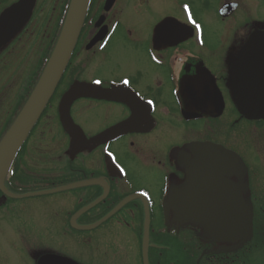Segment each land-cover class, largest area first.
Returning a JSON list of instances; mask_svg holds the SVG:
<instances>
[{
  "label": "flooded vegetation",
  "instance_id": "1",
  "mask_svg": "<svg viewBox=\"0 0 264 264\" xmlns=\"http://www.w3.org/2000/svg\"><path fill=\"white\" fill-rule=\"evenodd\" d=\"M20 1L0 0V17ZM73 4L36 0L26 25L0 49L1 63L4 55L19 54L24 39L31 40L28 52L38 54L42 47V55L50 48L34 91L76 16ZM81 12L65 71L19 150V179L3 184L18 196L71 189L18 199L0 189L2 218L14 212L16 202L33 199V211L43 208L49 225L30 228H56L69 240L58 244L64 252L40 248L30 259L99 264L74 258L70 238L91 246L99 229L122 227L135 240L136 264H145V248L147 264H264V119L240 111L242 75L235 67L255 32L264 33V0H86ZM164 21L169 25L156 32ZM77 85L86 91L70 107L79 129L75 151L59 107ZM33 158L35 165L28 164ZM191 173L197 200L206 191L231 194L233 186L237 199L252 207L251 239L215 240L202 226L174 221L188 214L173 208L171 197L183 199ZM26 185L35 189L26 192ZM28 211L23 216L19 210L20 242L21 228H29L23 223ZM43 241L53 244L51 238Z\"/></svg>",
  "mask_w": 264,
  "mask_h": 264
},
{
  "label": "water",
  "instance_id": "2",
  "mask_svg": "<svg viewBox=\"0 0 264 264\" xmlns=\"http://www.w3.org/2000/svg\"><path fill=\"white\" fill-rule=\"evenodd\" d=\"M36 0H21L12 8L5 11L0 17V49L10 42L26 25L32 15ZM86 0H74L73 12H77L73 18L72 29L62 36L59 43L60 49L56 51L55 61H51L40 84L38 85L33 96L27 103L24 111L16 120L6 137L0 144V174L6 168V164H11L19 150L25 143L27 137L32 132L34 126L40 119L47 107L58 83L61 79L68 60L73 51L74 43L79 32L82 21V6ZM85 8V6H84ZM81 12V17H80ZM79 13V14H78ZM12 19V21H10ZM170 21H164L160 24L156 32L161 28L169 25ZM250 58H253L251 61ZM54 60V59H53ZM241 78L242 93L239 96L238 106L240 111L248 118L264 119V33L255 32L253 37L239 55L238 62L235 65ZM86 89L83 85H78L70 92L64 95L59 107L61 122L65 131L72 138V150H77L80 146L78 127L74 126L70 117V107L72 102L85 95ZM200 149L205 152L214 153L215 149L202 145ZM8 165V166H9ZM220 166H222L220 164ZM224 183V182H223ZM195 179L191 173L190 182L183 199L177 203V195H172L171 204L173 208L182 209L188 214L175 216L174 221L182 224L192 223L207 229L208 234L215 240L246 241L251 239L253 231V211L252 207L247 206L242 200L237 199L235 190L231 186L232 193L215 195L210 194L201 196L200 200L193 195ZM226 187H230L226 185ZM0 189L14 199L25 197H37L64 192L71 187H61L54 190L27 193L22 196L11 195L6 192L2 181ZM176 194V193H175ZM179 205V207H178ZM198 205V206H197ZM197 206V207H196ZM105 218L102 222H105ZM168 220V218H167ZM101 222V223H102ZM149 226V218H147ZM96 227V226H95ZM77 230H92L93 228H75ZM148 231L146 228L145 242L148 241ZM146 252V248H145ZM147 264V255L144 256ZM56 264H68L59 262Z\"/></svg>",
  "mask_w": 264,
  "mask_h": 264
},
{
  "label": "rangeland",
  "instance_id": "3",
  "mask_svg": "<svg viewBox=\"0 0 264 264\" xmlns=\"http://www.w3.org/2000/svg\"><path fill=\"white\" fill-rule=\"evenodd\" d=\"M41 22L42 17L40 15V17H38L37 23ZM209 28L213 29L212 26ZM217 28H219V26H215V29ZM21 43L22 44L19 48V54L14 53L12 55H4L3 61L0 63V135L3 133L2 129L5 122L10 118V114L13 113V109L17 104L18 98L22 92H24L23 90L25 89V86L33 78V74L37 68V62L41 57L42 47H40L38 54H36L35 52L27 51V47L29 44H31V40L24 39ZM18 64L19 68L16 67ZM20 115L21 113L15 119L13 124ZM12 126L9 127L7 132L12 128ZM32 153L33 157H36V153H34V151H32ZM35 163L36 161L33 158L28 164L35 165ZM11 164L9 165V168L5 170L2 176V184H4L11 176ZM32 186L26 185V192L35 189L31 188ZM62 200L59 199L57 202L62 204ZM37 203L38 202L33 199L26 200L21 203L18 201L15 203V210L13 213L10 215L6 214V217L3 218V214L0 216V264H31L32 262H35L36 264V261H32L30 257L33 254H37L41 250L40 248H60L59 251H63V247H60L58 244L69 242V240L66 238L64 241L63 237L65 236L63 234H61L63 236L62 237L55 232L56 228H30V226L34 223H38L40 225L46 224V226L49 225L47 213L43 210V208H40L39 211H33L34 207L37 206ZM22 209L23 216L24 210L29 209V211L26 213L27 216L25 220H23V223L28 224L29 228H21L23 235L21 236L22 242H20L19 210L21 211ZM93 232L94 231H87L86 233ZM49 233H53V235ZM94 235H96L97 241L91 246L81 245L80 243L73 240L74 237L73 239L72 237L70 238L71 253L74 258L79 259V257L83 256L87 257V259L91 260V262H95V260L102 261L99 262V264L137 263L135 240L126 228H101ZM44 238H51L53 244L48 246L46 243H44ZM145 254L146 252L144 255ZM256 263L258 264V261H256Z\"/></svg>",
  "mask_w": 264,
  "mask_h": 264
},
{
  "label": "trees",
  "instance_id": "4",
  "mask_svg": "<svg viewBox=\"0 0 264 264\" xmlns=\"http://www.w3.org/2000/svg\"><path fill=\"white\" fill-rule=\"evenodd\" d=\"M52 52L50 48L46 50V53L42 54L40 57L38 70L34 74L33 78L30 80V82L25 86V89L23 90L22 94L19 97V101L16 104V107L14 109V113L11 116L10 120L7 123V126L5 127V131L9 128L10 124L12 126L15 119L18 117V115L22 112L26 104L28 103L30 97L32 96L34 89L36 87V84L40 80L47 64L49 61V58L51 56ZM14 118V119H13ZM5 134L4 132L0 135V142L3 140ZM12 181H16V179H19V153L17 154L15 160L12 163V170H11V176Z\"/></svg>",
  "mask_w": 264,
  "mask_h": 264
},
{
  "label": "bare ground",
  "instance_id": "5",
  "mask_svg": "<svg viewBox=\"0 0 264 264\" xmlns=\"http://www.w3.org/2000/svg\"><path fill=\"white\" fill-rule=\"evenodd\" d=\"M75 16V15H74ZM73 16L69 19V21H68V23H67V25L65 26V28L63 29V32H62V36H64V37H66V34L70 31V28H72V23H73ZM59 49H60V45H58V47H57V49H56V51H59ZM72 54V53H71ZM57 57V55H56V52H55V54H54V56H53V58H52V60L51 61H55V59H56V57ZM54 59V60H53ZM50 61V62H51ZM24 111V109L22 110V112ZM21 112V113H22ZM71 117V116H70ZM72 123H73V125L74 126H76L75 124H74V122L72 121ZM77 127V126H76ZM0 144H1V142H0ZM19 153V152H18ZM9 164H6V168H4L3 170H2V173L0 174V183H1V179H2V176H3V174H4V172H5V170H7L8 168H9V166H8ZM39 192H42V191H39Z\"/></svg>",
  "mask_w": 264,
  "mask_h": 264
},
{
  "label": "snow or ice",
  "instance_id": "6",
  "mask_svg": "<svg viewBox=\"0 0 264 264\" xmlns=\"http://www.w3.org/2000/svg\"><path fill=\"white\" fill-rule=\"evenodd\" d=\"M97 83H99V81H97ZM125 83H127V81H125Z\"/></svg>",
  "mask_w": 264,
  "mask_h": 264
}]
</instances>
